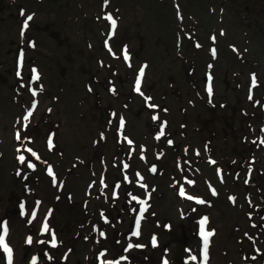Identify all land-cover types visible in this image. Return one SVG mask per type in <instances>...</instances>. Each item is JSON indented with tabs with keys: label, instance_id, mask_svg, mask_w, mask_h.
<instances>
[{
	"label": "rangeland",
	"instance_id": "obj_1",
	"mask_svg": "<svg viewBox=\"0 0 264 264\" xmlns=\"http://www.w3.org/2000/svg\"><path fill=\"white\" fill-rule=\"evenodd\" d=\"M47 1H50V2L47 4H42ZM188 1L192 2V8L189 9V12L194 13L195 15H197V17H199L200 15V17H202L204 20H207L208 18H212L214 20L216 19V17L210 15V13H207V11L203 9L199 0H188ZM215 1L216 0H210L208 3H211V2L215 3ZM44 2L36 3L34 0H25L21 2V4L25 5L27 11H30L31 13H36L35 21L31 23V25H33V30H39L45 33L47 31L46 28H47L48 22H50V24L56 22L51 18L49 14H47L45 9L50 10L52 16H53V13L59 16L57 17V21L60 23L59 25H63L65 29L64 40L62 42L63 44L62 50L64 52L61 56L66 55L68 54L70 47H72L70 38L79 39V35L77 31H78L79 26L81 27V24L79 25L74 24L71 20L67 18L68 13L66 14L62 12L60 14L58 13V9L64 7L65 5H68L70 9L67 8V9H64V11L70 10L72 14H75L78 12H80L81 14V11H82L84 13L90 14V12L99 5V1L89 0L86 4L83 5V8H81V11L77 3V0H46ZM149 4L154 5V6L158 5L155 0H113V6H118L120 8V13L123 14V18H124V21L122 23V29L120 32V37L115 43L116 45H120L122 41H124L125 39L127 41L129 40L131 41L133 38L132 42L136 43V49H137L136 56L139 58L141 53L147 54L146 58H149L151 61V67H150L148 79L152 83L157 82L160 85L161 89H166L167 83H166V80L163 77H161V74L159 73V69H158L159 60L157 59L162 56L171 57L170 53H167V52L164 53V50L167 48L163 45V44L168 45V41H171L170 39L171 31L170 29H167V31L165 30L162 31V27L171 28V26H174V22L175 24L177 23V20L174 17V11H172V9H169V8L160 9V12H159L160 14L158 15L157 12L149 9L148 7ZM14 9L15 8H12L11 5L9 4V0H0V23L1 25L2 24L4 25V28H7V29L11 28L13 30H17L19 19L16 18L14 14L12 15L9 14V10H12L14 12ZM2 13H4V15H2ZM82 18H83L82 20H84V16ZM86 25H87V28H89L90 30H93L92 27H90L88 24ZM94 28L96 29L94 30V34L97 32L100 33L98 31V25L96 22L94 23ZM7 29L1 30L0 62H3V63L9 62L12 64L15 59L16 47L12 45H10V47H7V44L5 42L3 43V40H9L12 38V34L8 38L5 37L9 33V30ZM135 29H137V33L133 37H131V32ZM253 31L257 32L256 28H253ZM262 33H264V27H262ZM262 33L260 32V37L264 36L262 35ZM92 37H93L94 44L96 45V47H99V42H97L98 35H94ZM39 42H42V36H40ZM39 45H42V44H39ZM31 57L36 60V63H38L40 71L43 72L44 74L42 80L46 82V86H47L46 91L42 97V102H43L44 107L46 106L49 107L52 105H54V108L58 106L59 109L64 107L63 105L64 103H62L64 99L62 98H65L66 96L65 94H63L64 91H61V90L68 85H71V88H73L72 91H76V89L78 90L83 89L84 80L81 78V75L74 76L77 73H74V75H69V72H66L64 69V65H65L64 62L61 63L58 60H56L57 57H52L51 55H49L48 57L46 54H42V50L40 48H38V52H33L31 54ZM229 57L232 59H235L233 56H229ZM27 58H28V54L26 56V61H27ZM75 68L76 67H73L72 70ZM79 71L82 73L83 69ZM123 73L125 77H128V74L129 75L131 74L129 70H126ZM105 74H108V71H105ZM155 78H157L158 80L156 81ZM1 81L2 82L0 83V116H1L0 127L3 126L6 128L5 137L3 138L5 139V142L7 143L8 140L10 139V134H11V129H10L11 116L15 115V107L18 106V104H15L16 101L14 100V96L16 95L17 97H19V100L17 102L19 101L23 102L25 100H29L30 97H28L26 92L20 93L21 92L20 89H17L16 91L14 90V87L16 85L19 86V88L22 87L21 86L22 81L20 77L15 79L14 77H12V73H10L8 74V78L2 77ZM117 81L119 83L120 90L125 91L127 87L125 86V79L118 77ZM105 83L107 84L106 80H105ZM106 84L104 85V87L103 86L97 87V89L101 90L105 96H108L106 94L107 93ZM7 85L9 86L11 85L12 91H10V89L7 88ZM218 85L222 89L224 88L222 83L218 82ZM77 86L80 88H77ZM54 96L59 97L58 102H56V100L53 99ZM76 97H77V93L75 94V96L72 95L68 99H65V102L75 101V99H77ZM89 97L90 98L87 99V105L90 109H94L93 124L87 122V120L83 117L81 118V121L77 120L78 121L77 123L74 120L76 119L74 115L72 116L70 115L71 116L70 120L68 118L67 119L64 118V126L62 127V130H61V133H63L67 137H69L70 135V129H71V126L74 124V122L79 124L78 125L79 131L80 133H82V136L84 134L83 132H85L84 127H86V131L89 133L91 130V126H94L93 132L99 126L101 117L104 115V111L103 109L102 110L96 109V107H94L93 105L94 104L93 101L98 102V100H96L95 98H92V96H89ZM225 113L232 115L233 111L227 110ZM136 116H131L132 125L133 124L136 125L137 128L133 127V129L136 132V134L140 136L143 132L139 128L140 126L139 120L142 123H144L145 116L140 113H137ZM83 120L86 121V124ZM36 131H38L37 136L39 137V129H36ZM73 132L75 133L78 131L74 129ZM34 136H35V145L42 150L43 149V138L42 137L37 138L36 135ZM63 143L64 141L61 140V137H60V140H58V146L56 150L54 151V153L51 155V157L57 158L56 160L57 168H60V167L66 168V167L72 166L71 160L73 159H71L70 155L66 153L67 158L65 160V157L62 158L63 156H60L58 154L59 149L64 150L63 148L60 147V145L63 147ZM82 144L85 147H88L89 141L88 140L87 142L83 141ZM94 150H95L94 153H102V152L107 153L109 151V146L107 144L99 145ZM90 153H93V151L91 150ZM11 164H12L11 152L9 149H6L5 156L3 158H0V194L7 193V190L13 194L22 193L20 185L15 183L11 177L12 175L10 174V169L12 168ZM49 188L51 187L49 186L46 178L43 177L41 179V183L39 185L38 190L41 194H43L44 199L48 198V191L50 190ZM172 204L174 205V203ZM172 204L168 206L166 209L162 210L163 222L166 221L168 217H170L171 212L174 209ZM19 223L22 226V222L19 221ZM236 225L237 226L241 225L242 227H244L243 233L240 234L239 237L245 240L246 238L244 236V231L247 230L245 229V226L249 228L248 219H245L239 223H236ZM19 228L20 226L18 227V229ZM60 228L62 229V231H64L63 223H61ZM233 228H234V225L231 226L229 231L223 236L221 242L227 240L230 237V234H231L230 232ZM245 247L246 246H244V248ZM236 250H237V245H236ZM25 253H26L25 251L24 253L21 251L17 253L16 264H23ZM231 257L234 258V256H231ZM76 258H82V256L81 257L76 256L75 261H76ZM229 258L230 257L218 256L216 254V259H218L217 260L218 264H221L222 262L221 260H223V263H224L227 259L229 260Z\"/></svg>",
	"mask_w": 264,
	"mask_h": 264
},
{
	"label": "snow or ice",
	"instance_id": "obj_2",
	"mask_svg": "<svg viewBox=\"0 0 264 264\" xmlns=\"http://www.w3.org/2000/svg\"><path fill=\"white\" fill-rule=\"evenodd\" d=\"M107 3H108V0H105V4H107ZM20 15L21 16H25V12H24L23 9L21 10ZM33 18H34V14H29V15H26V18L23 20V22H22V31H21V36L22 37L24 35V31L27 30L28 27H29V22L32 21ZM105 19H107L110 22L111 28L113 30L112 34H114L115 29L117 27L116 19H114L111 14H107ZM212 39L215 40V37H213ZM32 46L34 47V44ZM105 47H108L107 41L105 42ZM197 47H199V45H197ZM109 51H111L110 48H109ZM211 52H212L213 57H215L216 49L215 48L211 49ZM23 58H24V53H23V51H21L20 52V62L21 63L23 61ZM123 58L125 59V61H128L130 59V57L128 55V51H127V46L126 45L124 46V49H123ZM144 67H146V66H144ZM144 67L140 68L139 74H138V76L136 78V81H135V91L137 93L141 94V95H143V93L141 92V87L140 86H141V80L144 77ZM19 75H20V72L18 71L17 72V76H19ZM39 78H40V76H39L38 71L35 68H33L32 69V81L39 80ZM208 79H209V83H208V86H207V92L209 94V97H211L213 89H212V86H211V76L210 75H209ZM256 83H257L256 76H255V74H252V85L255 86ZM41 88H42V86H41ZM89 90L91 91V89H89ZM113 91H114V89H113ZM32 94H33V96H35L37 94L36 90L33 89L32 90ZM147 99L150 100L151 98L149 97ZM249 99L250 100L252 99L251 94L249 95ZM148 106L150 108L157 107L154 104H149ZM35 107H36V104L34 102L33 105H32V108L35 109ZM112 115L115 116L116 114L113 113ZM31 116H32V111H28L26 113V115L23 117V120L26 122V121H28L29 117H31ZM157 119H159L158 116H153V120H157ZM166 123L167 122H164V124L161 125V129H160L159 134L157 135V139H159L161 136L164 135V127H165ZM124 124H125V121H124L123 117H120L119 118V127H120V129L124 128ZM25 126H26V124H25ZM261 131L264 132V128H262ZM16 138L18 140L21 139V136H20L19 132H17ZM101 138H103V134H101ZM128 143L131 145L132 141L128 140ZM168 143L171 144L172 141L169 140ZM259 143L261 145H264V138H261L259 140ZM48 146H49V149L54 147L51 135L48 138ZM27 151L29 153H31V155L34 156L37 160L40 159V157L31 148H28ZM17 159L19 160V162L21 164L25 163V161H26V157L24 155H22V154L19 155L17 157ZM141 159H143V156H141ZM210 162L213 163V164L216 163L214 160H212ZM27 167L30 168V169H35L36 166L31 161H28L27 162ZM128 167L129 166L127 164L124 165L125 169H127ZM150 171L155 173L157 171L156 166L153 165L151 167ZM47 172H48V175L52 177L53 184L56 185V183H57L56 176H55V173L53 172V169H52L51 166L48 167ZM19 174L20 173L18 171L17 175H19ZM137 177L139 178L140 181L143 180V177L140 176L139 173H137ZM124 179L127 181L128 177L125 176ZM189 183H193V181H189ZM245 183H247V181H245ZM101 184L104 187H106V185H104L103 179H101ZM61 186H62V182H61ZM140 186L143 187V188H147V186L144 185V184H141ZM115 187L119 188V184H117ZM212 192H213V195H216L215 189H213ZM116 195H117V193L115 191H113V197L114 198L116 197ZM129 195H131V194H129ZM148 195L150 197L151 194L149 193ZM179 195L181 197H185L186 196V192H185L183 186H181V188L179 190ZM187 198L188 199H195L192 196H187ZM57 199H59V197H57ZM131 199L133 201H137L141 205L140 210H139V214L135 217V230L131 233L132 236L139 237L141 235V220L143 219L144 213L147 211V208L149 207V205L147 204L146 200H140L136 196H131ZM229 199L233 200V202L235 201V197H229ZM197 202L201 203V204L205 203V201H203V200H197ZM37 204H39V201H37ZM20 207L22 209L21 214L24 215L25 213L23 212V208H24L23 203H21ZM132 211L135 212L136 209H132ZM51 214H52V211L49 210L48 216H50ZM36 215H37V213L35 211L31 212L32 219H35ZM101 217H102V219L104 220L105 223L109 222L107 217L104 216L103 212H101ZM31 222L32 221L29 220V223H31ZM199 224H200V236L202 237V240H203V250H202V261H201V264H208L209 238L214 235V230H212V231L206 230V225L208 224V217L207 216L203 217L199 221ZM165 227H168V225H165ZM40 231H41L42 234L43 233H51V240L48 243H50L51 247H53V248L58 246L56 234H55V232L53 230L50 229L47 216L44 218V222L42 224V227H41ZM8 234H9V228H8L7 221L0 222V249H2L4 254H6L7 264H13V249L6 242V237L8 236ZM100 235L104 236L105 233L101 231ZM245 235H247V233ZM85 239H87V237H85ZM36 242H38L40 244L46 243V241H43V240H39V241H36ZM26 243L31 245L33 243V237L32 236H28L26 238ZM151 243H152L153 247H157L158 246L157 238H156L155 235L152 236ZM143 247H145V245L133 244V243L129 242L127 247L124 250L128 251V250H130L132 248H143ZM69 251H71V250H69ZM45 255H47V253H45ZM104 255H105V252H101L99 254V257H103ZM66 258H67V254H65V259ZM48 259H52V258L48 257ZM190 259L195 261V260H197V257L195 255H193V256L190 257ZM253 259H255V257H253ZM122 260H127V257L122 256L118 260H115V261L101 260V264H120V262ZM31 264H37V257L36 256L32 257ZM162 264H168V261L165 259V260L162 261Z\"/></svg>",
	"mask_w": 264,
	"mask_h": 264
}]
</instances>
